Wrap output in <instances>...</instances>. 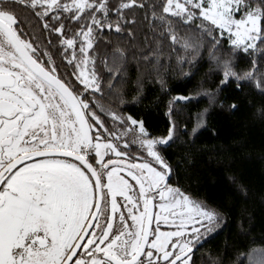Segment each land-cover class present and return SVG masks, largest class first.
<instances>
[{
  "label": "snow or ice",
  "instance_id": "1",
  "mask_svg": "<svg viewBox=\"0 0 264 264\" xmlns=\"http://www.w3.org/2000/svg\"><path fill=\"white\" fill-rule=\"evenodd\" d=\"M140 10L155 46L133 43L132 56L162 88L165 43L181 71L208 44L221 85L264 94V0H0V264H195L220 227L222 213L179 185L163 154L174 106L194 97H172L162 136L102 103L101 69L122 79L128 50L101 39L135 42ZM241 57L252 67L237 72ZM260 252L249 264H264Z\"/></svg>",
  "mask_w": 264,
  "mask_h": 264
},
{
  "label": "trees",
  "instance_id": "2",
  "mask_svg": "<svg viewBox=\"0 0 264 264\" xmlns=\"http://www.w3.org/2000/svg\"><path fill=\"white\" fill-rule=\"evenodd\" d=\"M143 15V10L138 11L142 23L136 26L135 42H130L127 34L105 33L101 39V48L105 40H111L109 50H128L122 79H111L101 69L106 91L102 103L143 119L152 136H162L169 127L166 113L172 97H194L191 102L179 101L174 106L175 138L163 154L176 169V182L223 215L220 227L198 246L195 264H249V255L264 249V94L250 82L241 81L237 87L233 79L221 85L223 69L210 58L208 44L181 71L176 53H171L169 68L165 43L164 67L159 73L165 81L162 88L157 72L143 62L138 64L132 56L133 43L137 48L155 46ZM217 54L227 57L223 50ZM250 59H237L234 70L250 69ZM258 71L264 73V60L259 61ZM233 104L237 105L235 109ZM238 184L247 187L246 196L238 192Z\"/></svg>",
  "mask_w": 264,
  "mask_h": 264
},
{
  "label": "rangeland",
  "instance_id": "3",
  "mask_svg": "<svg viewBox=\"0 0 264 264\" xmlns=\"http://www.w3.org/2000/svg\"><path fill=\"white\" fill-rule=\"evenodd\" d=\"M252 255H253V258L254 259H258L260 257V255H261V252L260 251H257L255 253H253Z\"/></svg>",
  "mask_w": 264,
  "mask_h": 264
}]
</instances>
